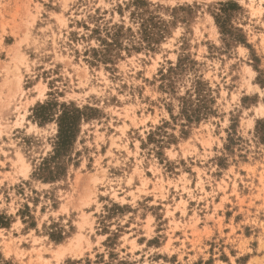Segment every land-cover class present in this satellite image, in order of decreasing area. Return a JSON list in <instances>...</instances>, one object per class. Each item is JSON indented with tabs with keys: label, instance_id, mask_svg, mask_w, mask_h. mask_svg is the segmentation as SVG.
<instances>
[{
	"label": "rangeland",
	"instance_id": "374dc122",
	"mask_svg": "<svg viewBox=\"0 0 264 264\" xmlns=\"http://www.w3.org/2000/svg\"><path fill=\"white\" fill-rule=\"evenodd\" d=\"M0 264H264V0H0Z\"/></svg>",
	"mask_w": 264,
	"mask_h": 264
},
{
	"label": "trees",
	"instance_id": "16d2710c",
	"mask_svg": "<svg viewBox=\"0 0 264 264\" xmlns=\"http://www.w3.org/2000/svg\"><path fill=\"white\" fill-rule=\"evenodd\" d=\"M117 35H111V39L114 41V37ZM105 45L106 51L107 47L110 46L107 42L103 41ZM96 53V51H94ZM188 101L185 100L184 103ZM56 105L51 103H46L43 105H38L33 111V117L38 120L40 123L50 122L53 120L52 111ZM189 111V114L187 113ZM185 113L187 114V118L191 119L192 117L197 119L195 115V110L189 108L186 105L184 109ZM81 113L80 111L73 109L72 107L61 105L60 111L56 119L54 120L57 124L58 131L55 137V143L53 146V154L48 158L44 159L41 163V166L38 169L37 175L41 177L44 182H52L55 177L59 174L60 166L57 164V160L66 152L67 149L71 146L72 142L75 139L78 130V124L81 120Z\"/></svg>",
	"mask_w": 264,
	"mask_h": 264
}]
</instances>
